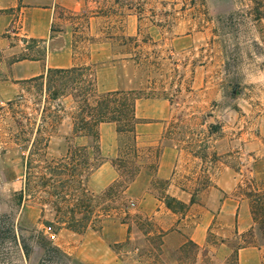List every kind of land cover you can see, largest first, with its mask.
<instances>
[{"label": "rangeland", "instance_id": "1", "mask_svg": "<svg viewBox=\"0 0 264 264\" xmlns=\"http://www.w3.org/2000/svg\"><path fill=\"white\" fill-rule=\"evenodd\" d=\"M252 8L248 0H57L53 43H67L73 67L87 66L95 74L89 48L108 43L109 63L131 76L133 91L169 101L164 143L179 151L177 168L170 182L157 179L160 147L132 152L131 139L123 135L119 183L112 192L88 190L83 197L87 177L73 151L65 169L51 175L45 169L79 146L72 138L73 99L59 98L56 111L40 81H24L19 94L0 107V264H231L208 248L163 247L164 232L143 211L141 192H127V181L143 161L154 175L147 191L157 201L175 191L170 185L185 189L187 204L175 213L182 231L194 225L197 205L217 208L229 187L245 199L257 189V214L264 220V24L253 20ZM19 40L25 50L19 56H43L41 43ZM36 140L41 150L32 153ZM82 216L85 222H79ZM220 223L207 234L211 245L222 241ZM243 241L264 245L258 232L227 240L232 248Z\"/></svg>", "mask_w": 264, "mask_h": 264}, {"label": "crops", "instance_id": "2", "mask_svg": "<svg viewBox=\"0 0 264 264\" xmlns=\"http://www.w3.org/2000/svg\"><path fill=\"white\" fill-rule=\"evenodd\" d=\"M56 3L57 0H0V107L19 94L24 81L44 75L48 68L63 69L74 66L67 43L63 42L60 46H54L53 43L55 40L52 36L53 8ZM20 38L41 43L44 47L43 56L40 58L19 56L25 51L18 45ZM112 54L108 43L93 44L89 48L88 60L96 65L94 77L97 90L99 93L135 90L131 76L121 75L117 63H109ZM128 63L129 61H126V64ZM135 117L136 148L150 150L160 147L155 177L170 182L177 168L179 151L175 146L164 143L167 125L171 119L169 101L164 98L137 99ZM97 131L99 150L98 154L94 155L102 161L86 179V188L92 193L104 191L119 179V172L113 166V161L121 155L119 140L122 135L117 133L115 124L101 123ZM72 138L79 146L90 144L87 137L74 135ZM140 165L127 192L131 194L141 192L143 198L141 202H144L145 207L143 211L154 219L164 232L163 247L178 249L188 239L199 248H208L216 259L225 262L233 252L227 240L240 237L253 225L248 200L243 196L233 195L232 187L222 189L217 208L197 205L198 216L194 225L183 232L182 220L179 221L175 213L169 211L147 191L154 175L148 171L143 161ZM170 186L175 191H167L168 195L187 204L183 197V194L189 195L187 191L179 185ZM159 216H163V219H159ZM215 221L221 222L219 232L222 241L211 245L207 242V234ZM236 264H264V245L238 249Z\"/></svg>", "mask_w": 264, "mask_h": 264}, {"label": "trees", "instance_id": "3", "mask_svg": "<svg viewBox=\"0 0 264 264\" xmlns=\"http://www.w3.org/2000/svg\"><path fill=\"white\" fill-rule=\"evenodd\" d=\"M20 1V0H19ZM252 4L253 10V20L259 23L264 24V0H248ZM232 15V13H231ZM264 55V54H263ZM31 81L38 80L41 82V85L44 87L45 93L47 95V102L51 103V107L56 110H61V105L57 104L56 101L59 98L70 96L73 99L74 104L77 108V117L76 122H73V134L81 135L87 137L90 140V144L88 146H76L67 149L64 158L59 164H49L45 169L49 170V174L55 173L56 169H65L67 167L66 160L69 159V155H71L72 151L77 154L81 158V171L82 173L88 177V175L93 171L99 163H101V158L96 159L97 162L95 164H91L89 161V152L92 150L93 154H98V131L97 128L101 123H113L116 126V131L119 135H127L131 139L132 144V152H137V148L135 146V134L134 128L136 124L135 117V102L137 99L141 98H149L145 96L138 95L135 91H111L106 93H99L96 88V81L94 74H92L89 67H70V68H48L44 75L39 77L30 79ZM29 81V80H28ZM44 112V109L42 110ZM45 121V118L41 119V123L37 128V135L40 134V128L42 127V123ZM40 145V141L36 140V142L32 143L31 152L38 153L41 148H37ZM48 146V141L46 140L43 143L42 150L46 149ZM43 150V151H44ZM121 155L118 159L113 161V166L119 172V178L121 175V159H122V148L120 147ZM36 151V152H35ZM31 153V154H32ZM158 155V153H157ZM156 155V157H157ZM31 160L28 161L30 164ZM76 168V167H75ZM75 168H72L70 173L71 177H74ZM138 168L134 170L127 181V185L130 184L134 177L138 173ZM82 173L79 175L82 177ZM31 173L28 171L25 172V189L28 190L30 185L29 176ZM49 180H45L43 184L45 187L48 185ZM118 180L115 181L112 185L108 187L107 191L112 192L113 187L117 185ZM41 185V186H43ZM125 185V186H127ZM86 185H82L81 192L83 197L88 196V189L84 188ZM106 191V192H107ZM21 195V193H20ZM247 200L250 207V213L252 218V227L247 232L240 235L242 238L245 234L249 236H257V232L264 237V220H259L257 214V202L261 201L260 198L257 199V189L253 188V190L248 194ZM53 203V202H51ZM163 204L165 207L176 213L177 209L185 208V204L173 197L165 196ZM74 217V216H73ZM87 218L82 216L79 218V222H85ZM70 221H74V218H70ZM59 223H65L64 221ZM45 229L49 231L50 234H55L52 230L51 224H44ZM69 228L72 231L77 232L75 225L70 224ZM47 240L50 239L46 238ZM186 244H190L194 248H199L192 241H186L180 248L179 251L182 252L186 247ZM247 246H258L253 241H243L242 243L237 244L235 248H233V252L230 257L227 259L231 262V264H236V255L238 249ZM54 249V248H53Z\"/></svg>", "mask_w": 264, "mask_h": 264}]
</instances>
